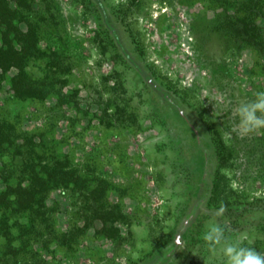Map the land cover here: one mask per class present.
Segmentation results:
<instances>
[{
	"label": "rangeland",
	"instance_id": "1",
	"mask_svg": "<svg viewBox=\"0 0 264 264\" xmlns=\"http://www.w3.org/2000/svg\"><path fill=\"white\" fill-rule=\"evenodd\" d=\"M28 1L43 54L27 69L48 92L19 98L16 69L0 77L18 144L0 189L31 163L84 179L37 198L20 264H226L211 222L264 255V130L231 131L264 91V0ZM27 223L18 209L0 231Z\"/></svg>",
	"mask_w": 264,
	"mask_h": 264
},
{
	"label": "trees",
	"instance_id": "2",
	"mask_svg": "<svg viewBox=\"0 0 264 264\" xmlns=\"http://www.w3.org/2000/svg\"><path fill=\"white\" fill-rule=\"evenodd\" d=\"M31 3L32 1L28 0H16L14 5H11L9 0H0V77L10 69H16L10 81L13 93L19 98L40 97L48 92V85L43 78L34 77L27 69L30 61L36 60L43 54L39 46L42 19H31L25 13ZM9 133V122L0 123V159L12 156L15 152L14 147L18 146L15 143L16 135L12 138ZM10 168V165L6 166L7 170ZM23 170L25 185L19 182L9 184L7 181L5 188L0 189V222L3 224L8 212L18 209L26 210L28 218L27 225L23 226L26 230L17 227L16 236L9 230L0 231L6 245L5 249L0 250V262L11 258L15 264H20L21 258L24 257L23 261L27 263L34 252L31 248V240L22 238L27 232L33 231L32 214L40 207L35 205L37 198H43L45 192L47 193L54 186L66 185L73 180L83 182L84 179L81 174L59 166L48 168L47 165L31 163L25 164ZM1 171L4 174L5 170ZM93 184L96 187L98 183L93 182ZM93 191L94 188L90 190Z\"/></svg>",
	"mask_w": 264,
	"mask_h": 264
},
{
	"label": "clouds",
	"instance_id": "3",
	"mask_svg": "<svg viewBox=\"0 0 264 264\" xmlns=\"http://www.w3.org/2000/svg\"><path fill=\"white\" fill-rule=\"evenodd\" d=\"M237 123L231 129L241 136L259 133L264 130V91L258 92L252 103L242 104L235 109ZM230 135V133H226ZM223 211V208L220 210ZM203 238L213 245H223L227 257L226 264H264V255L250 247H242L239 243L229 242L225 236V229L220 224L211 222L206 226ZM246 235L238 240L246 239Z\"/></svg>",
	"mask_w": 264,
	"mask_h": 264
}]
</instances>
